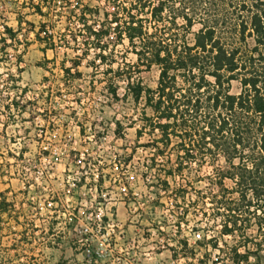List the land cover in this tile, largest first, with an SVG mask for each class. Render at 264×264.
Segmentation results:
<instances>
[{
    "label": "rangeland",
    "instance_id": "1",
    "mask_svg": "<svg viewBox=\"0 0 264 264\" xmlns=\"http://www.w3.org/2000/svg\"><path fill=\"white\" fill-rule=\"evenodd\" d=\"M67 1L60 14L49 12L41 19L27 9L32 3L26 0H0V31L4 26L16 31L15 40L0 47V193L10 204L0 212V264H198L204 250L196 242L219 230L208 199L216 192L207 180L212 172L193 166L184 177L191 185L172 184L174 193L177 188V194L186 192L185 199H168L157 179H164L163 170L175 157L156 158L146 147L154 144L153 136L137 139L143 101L136 105L129 97H109L111 87L123 98L127 76L131 83L155 89L158 68L134 67L135 57L124 42L107 60L114 62V70L129 63L131 74L106 72L109 67L100 65L92 51L81 62L80 74L73 69L64 74L62 65L71 67L88 40L76 35L77 18L66 19L70 5L97 9L91 24H99L111 10L107 0ZM41 22L54 50H44L45 43L28 31L29 24L37 30ZM230 92H240L237 82ZM12 100L27 110L18 114L12 109L14 121L6 108ZM117 123L122 137L115 135ZM153 158L159 172L149 169ZM184 212L186 223L178 232L177 217ZM95 216L105 221L99 226ZM85 227L93 229L91 235H84ZM181 238L195 248V259H174L169 248Z\"/></svg>",
    "mask_w": 264,
    "mask_h": 264
},
{
    "label": "trees",
    "instance_id": "2",
    "mask_svg": "<svg viewBox=\"0 0 264 264\" xmlns=\"http://www.w3.org/2000/svg\"><path fill=\"white\" fill-rule=\"evenodd\" d=\"M26 1L32 3L27 9L41 19L49 12L60 14L58 10L70 4L67 0ZM107 6L111 10L104 12L103 20L99 24L90 20L91 24L89 18L98 14L97 9L79 2L70 5L73 10L66 19L77 18L76 35L90 41L83 42L72 66L62 65L61 71L69 74L73 69L80 74L81 62L92 51L100 65L109 67L106 72L118 77L131 74L129 63L114 70V62L107 60L124 42L135 57L134 67H157L155 89L131 83L127 76L123 98L111 87L109 97L114 101L129 97L136 105L143 101L137 139L153 136L154 144L146 147L156 158L166 153L175 157L165 166L164 179H157L162 191L169 193L168 199H185L186 192L177 194L181 190L177 188L174 193L172 184L181 180L191 185L184 177L193 166L210 168L212 175L207 180L216 192L208 199L214 207L213 224L218 221L219 230L196 242L204 250L198 264H264V0H107ZM29 27L36 40L45 43L44 50H54L45 22L37 30L32 24ZM71 35L75 41L76 35ZM15 38L16 31L4 26L1 49ZM233 82L240 86L237 95L230 92ZM6 108L13 121L12 109L18 114L27 111L16 100ZM116 125L115 135L122 137L121 124ZM159 167L153 158L149 169L159 172ZM8 207L6 193L1 192L0 212ZM186 215L177 217L178 232ZM215 227L211 226L214 231ZM169 250L174 259L196 257L186 238Z\"/></svg>",
    "mask_w": 264,
    "mask_h": 264
},
{
    "label": "built area",
    "instance_id": "3",
    "mask_svg": "<svg viewBox=\"0 0 264 264\" xmlns=\"http://www.w3.org/2000/svg\"><path fill=\"white\" fill-rule=\"evenodd\" d=\"M96 188V186H95ZM96 191H97V188H96ZM94 219L95 222H98L99 226L101 225V222H104V218H102V216H95L94 218H92V220ZM92 228H88V227H85L84 230H83V233L84 235H91L92 234Z\"/></svg>",
    "mask_w": 264,
    "mask_h": 264
}]
</instances>
